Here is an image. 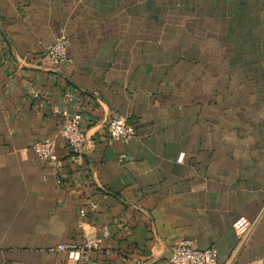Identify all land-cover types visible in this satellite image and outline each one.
Returning <instances> with one entry per match:
<instances>
[{"label":"crops","instance_id":"0c3cea01","mask_svg":"<svg viewBox=\"0 0 264 264\" xmlns=\"http://www.w3.org/2000/svg\"><path fill=\"white\" fill-rule=\"evenodd\" d=\"M0 37V264H165L180 239L264 264V0H0ZM59 37L71 64L53 69ZM63 85L82 94L79 153L58 136ZM114 118L132 140L108 142ZM48 138L53 166L31 151ZM103 227L87 260L56 250Z\"/></svg>","mask_w":264,"mask_h":264},{"label":"built area","instance_id":"2783aa9c","mask_svg":"<svg viewBox=\"0 0 264 264\" xmlns=\"http://www.w3.org/2000/svg\"><path fill=\"white\" fill-rule=\"evenodd\" d=\"M68 39L59 37L44 51L42 58L55 69L62 65H70L71 59L68 56ZM12 57L9 50L0 37V64L10 63ZM64 87L59 91L58 105H51L52 110L59 115L60 128L58 136L62 143L72 153L81 152L88 143L92 142L84 131V116L82 114V94L76 93L69 86ZM27 100L34 109H39L49 105L48 98L30 86L26 92ZM107 139L109 143L121 142L127 143L136 135V130L126 119L114 118L108 121L105 125ZM31 151L36 158L46 163L49 166L55 165L57 156L55 154V141L52 139H43L34 143ZM124 155L118 157V163L124 161ZM94 206L90 204L88 208L78 210V226L81 227L83 221L88 216V211ZM250 227L249 221L240 217L232 224V229L243 238L246 236ZM109 235L108 228L103 227L100 236L85 239L78 247L72 245H58L57 251H62L66 254L68 260L74 263H80L83 259L87 260V253L91 250H97L100 244ZM165 264H219L217 262V251L213 247L204 250H198L193 247L190 240L180 239L169 248V253Z\"/></svg>","mask_w":264,"mask_h":264}]
</instances>
